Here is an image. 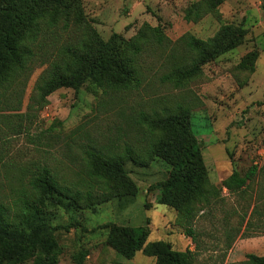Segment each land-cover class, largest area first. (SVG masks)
I'll return each instance as SVG.
<instances>
[{
  "label": "rangeland",
  "instance_id": "1",
  "mask_svg": "<svg viewBox=\"0 0 264 264\" xmlns=\"http://www.w3.org/2000/svg\"><path fill=\"white\" fill-rule=\"evenodd\" d=\"M83 21L70 16L47 36L26 80L20 81L21 105L0 109V200L39 199L32 181L48 168L60 183L97 197L105 182H88L85 155L90 141L121 152L125 142L138 149L142 130L134 124L140 112L173 111L177 105L190 109V124L201 148L213 198L203 205L191 224L194 240L177 212L160 203L156 184L167 175L159 161L147 167L125 163L133 193L121 192L106 202L92 199L81 207L37 204L56 227L60 253L58 264H156L142 251L126 259L107 246V225L147 227L146 244L164 242L172 250H193L195 264H241L247 254L264 256V8L261 0H221L198 22L184 15L191 4L208 0H81ZM159 29L170 41L153 60L152 75L131 92H103L82 87L60 88L39 108L29 106L35 81L46 68L52 48L76 41L80 32L95 29L101 39L115 33L133 37L143 26ZM224 25L242 27L243 43L203 66L199 76L182 87L161 82L173 62H181L178 40L191 34L207 40ZM52 36V37H51ZM48 37V38H49ZM54 37V39H53ZM51 44V45H50ZM178 49V50H177ZM173 56V58H172ZM4 98H0L3 102ZM3 104V103H2ZM72 132H76L73 134ZM126 132V136H125ZM256 167L253 178L230 192L222 185L232 170L244 176ZM105 184V185H104ZM23 264H32L28 260Z\"/></svg>",
  "mask_w": 264,
  "mask_h": 264
},
{
  "label": "trees",
  "instance_id": "2",
  "mask_svg": "<svg viewBox=\"0 0 264 264\" xmlns=\"http://www.w3.org/2000/svg\"><path fill=\"white\" fill-rule=\"evenodd\" d=\"M261 2L264 8V0ZM220 3L221 0L193 3L184 18L196 23ZM71 15L82 23L81 0H0V98H4L0 109L5 106L12 110L15 101L21 105L22 92H18V87L29 75L36 56L34 49L46 47L47 40L52 41L47 32L55 29L60 21L67 25ZM245 34L240 26L224 25L207 40L191 34L182 36L175 43H179L178 49L182 52L181 62H173L161 82L184 86L199 76L203 66L240 46ZM51 44H56V40ZM169 44L158 27L148 25H143L129 39L113 33L106 41L95 29H84L76 41L51 47V57L35 81L29 106L34 102L35 106L43 107L47 97L60 88L77 91L91 87L123 93L138 90L152 75L151 60L168 49ZM134 124L142 130L140 136H135L136 140L144 142L138 149L125 142L121 152L114 153L92 140L81 147L88 182L107 184L100 196L93 197L87 191L86 198L83 197L81 191L60 183L57 176L43 167L32 181L34 189L40 191L37 203L28 201L26 196L19 200H0V264H23L28 260L32 264H58L60 248L54 235L56 227L37 204L45 205L49 201L51 205L80 208L78 203L85 199L91 205L94 198L106 202L120 192L131 194L133 188L125 170L126 162L147 167L159 161L166 167V177L156 184L159 201L177 212L187 226L186 235L194 240L191 224L202 204L210 203L214 188L209 184L200 144L191 128L190 109L177 105L173 111L140 112ZM256 171L252 167L240 176L232 170L222 185L230 192L241 189ZM106 228L107 246L126 259L142 251L154 256L156 264L196 263L193 250L175 251L164 242L146 244L147 227L107 225ZM84 255L74 256V262L82 264ZM241 264H264V256L247 254Z\"/></svg>",
  "mask_w": 264,
  "mask_h": 264
}]
</instances>
